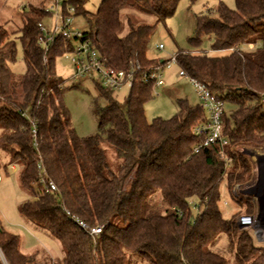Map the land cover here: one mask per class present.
Segmentation results:
<instances>
[{
  "label": "trees",
  "instance_id": "1",
  "mask_svg": "<svg viewBox=\"0 0 264 264\" xmlns=\"http://www.w3.org/2000/svg\"><path fill=\"white\" fill-rule=\"evenodd\" d=\"M181 1L103 0L94 14L85 10L86 0H69V5L74 17L87 20L85 39L108 65L127 71L160 65L148 51L158 25L175 15ZM235 3L232 10L220 0L217 17L200 16L191 39L200 48L209 36L212 50L228 55L180 51L176 56L184 77L205 84L234 106L223 119L228 146H203L198 153L194 150L205 139L193 129L207 122L200 105L180 100L175 117L149 123L145 107L154 98L153 85L140 80L123 104L115 93L94 84L97 132L79 137L56 65L60 57L74 52V44L59 35L47 52L39 45L40 25L51 17L47 2L30 6L21 16L27 69L23 76L10 68L16 43L0 26V149L9 155V165L19 168L21 189L32 197L19 213L61 246L63 258L54 264H132L133 258L147 264H231L227 250L234 264H264V248L238 225L241 215L227 220L219 208L224 181L232 198L243 202L233 188L253 177L254 163L246 151L264 152V0ZM126 10L153 17L156 23L136 26L128 18L130 31L123 35ZM247 47L254 50L247 52ZM105 144L113 153L112 162ZM39 165L47 181L56 185V194L45 193ZM158 192L165 207L153 209L149 199ZM193 198L200 207L197 217L190 208ZM247 203V216H253L255 206ZM74 219L104 226L102 235L93 240ZM221 236L227 239L226 253L215 247ZM0 250L8 264H51L42 252L23 253L20 236L5 231L1 221Z\"/></svg>",
  "mask_w": 264,
  "mask_h": 264
},
{
  "label": "rangeland",
  "instance_id": "2",
  "mask_svg": "<svg viewBox=\"0 0 264 264\" xmlns=\"http://www.w3.org/2000/svg\"><path fill=\"white\" fill-rule=\"evenodd\" d=\"M0 0V26H3L11 39L16 43L17 56L15 62L10 64L11 70L17 76H23L27 69L24 63V53L22 43L20 41V29H22L21 16L30 6H39L42 2H47L46 8L51 4V0ZM103 0H86L85 10L89 13H96ZM226 6L232 10L236 9L235 0H222ZM220 0H199L195 4L188 0H182L179 7L172 18H169L165 24L157 27L156 35L148 51L150 59L165 61L169 57L180 51L192 52L196 54H207L210 57L226 56L229 52H215L211 48V40L209 36L203 38L200 48H195L191 43V39L195 38L197 32L198 18L200 16L210 15L217 17V8ZM58 13L62 14L64 8L63 0H59ZM55 12V9L54 11ZM130 18L136 26L141 24L154 25L156 20L144 14L126 10L122 14L123 35L130 31L127 19ZM56 19L53 17L46 19L43 24L48 31H53ZM72 28L80 32L88 31L87 20L83 16L74 17ZM164 45V50H158V45ZM252 47L245 48V51L251 52ZM58 75L65 81L67 88L64 100L70 113L72 125L79 137H89L97 132L98 119L93 112V99L97 96L96 86L93 81L84 78L73 84L71 78L75 72V67L67 56L60 57L57 60ZM165 86L159 91V96H155L145 107V114L149 123L153 120L161 118L170 120L179 113L178 102L180 100L188 101L190 105H200L197 91L189 78L183 77L181 70L176 63H173L169 69L164 72ZM73 86H76L73 88ZM129 88H123L115 93L117 100L123 104L129 95ZM102 102V101H101ZM105 105L104 102H102ZM264 108V104H263ZM234 106L226 103V112L231 114ZM264 110V109H263ZM108 149V157L114 161L113 153L109 149L110 146L104 145ZM112 149V148H111ZM254 156H249L254 163L253 177L251 181L242 186H235L233 194L243 200V202L234 200L228 191L226 181L221 184V201L219 203L220 211L225 219L229 220L236 214L247 216V208L250 201L255 206L256 226L252 229H246L252 236L256 246L264 247V152L257 150H249ZM257 155L262 160H259ZM10 158L7 153L0 149V221L5 231L20 236L22 252L31 255L42 252L49 259L51 264L58 263L63 258V252L58 241L50 237L42 230L35 229L31 224L27 223L19 213V207L30 201L32 197L25 193L19 183V168L15 166L13 170ZM8 166L6 171L4 167ZM14 167V166H13ZM149 205L153 209L164 208L162 196L160 192L156 193L149 199ZM155 207V208H154ZM190 208L194 217L200 212L198 200L193 198L190 200ZM246 214V215H245ZM217 245V246H216ZM215 247L223 248V252L228 247L225 236L216 242ZM225 250V251H224ZM226 253V252H225ZM228 259L234 264V256L229 254ZM132 264H147L146 261L139 258H133Z\"/></svg>",
  "mask_w": 264,
  "mask_h": 264
},
{
  "label": "built area",
  "instance_id": "3",
  "mask_svg": "<svg viewBox=\"0 0 264 264\" xmlns=\"http://www.w3.org/2000/svg\"><path fill=\"white\" fill-rule=\"evenodd\" d=\"M52 2L46 8V11L51 13V18L56 19L55 27L53 31H48L44 24L40 25L42 37L39 40V45L47 52L59 35L73 42L74 52L66 54L67 58L70 59L75 67V72L71 78L73 84L84 78H88L104 90L116 93L123 88H129L130 90L134 83L140 80L143 84H152L153 97L159 96V91L166 83L164 72L173 63H176L177 54L162 61L160 65L149 68L148 70H143L140 65L132 67L127 71L117 70L108 65L107 61L102 58L100 53L92 46L91 42L85 39L84 32L72 28L75 9L69 5V0H63L64 8L62 9L61 15L58 13V8H56L59 6V0H52ZM54 9L55 12H52ZM156 48L161 51L165 47L160 44ZM181 74L183 76L182 72ZM190 82L197 91L200 107L207 118L206 123L198 125L193 129L195 136L205 139L203 145L195 148V153H198L203 146L207 147L219 144L221 147H227L229 142L223 135V119L227 114L225 101L211 92L205 84L194 79H190ZM227 163L230 164V161L227 160ZM38 171L39 181L45 193L56 194L58 189L53 182L47 181V175L42 165L38 166ZM1 180L2 178L0 177ZM67 215L70 216V213H67ZM74 221L93 240L101 236L104 230V226L91 227L78 219H74ZM238 225L243 227L242 229H252L256 226V218L253 216L239 217ZM0 262L2 264H8L1 250Z\"/></svg>",
  "mask_w": 264,
  "mask_h": 264
},
{
  "label": "water",
  "instance_id": "4",
  "mask_svg": "<svg viewBox=\"0 0 264 264\" xmlns=\"http://www.w3.org/2000/svg\"><path fill=\"white\" fill-rule=\"evenodd\" d=\"M246 154L249 155V156H252V157L254 156V155L251 154V152H249V151H246ZM258 159H259V160H262L263 158H262V159H261V158H258ZM240 228L242 229L243 227H240Z\"/></svg>",
  "mask_w": 264,
  "mask_h": 264
},
{
  "label": "crops",
  "instance_id": "5",
  "mask_svg": "<svg viewBox=\"0 0 264 264\" xmlns=\"http://www.w3.org/2000/svg\"><path fill=\"white\" fill-rule=\"evenodd\" d=\"M42 1H43V0H42ZM42 1H41V2H42ZM12 169L14 170V169H15V167H12ZM259 247H261V248H264V247H262V246H259Z\"/></svg>",
  "mask_w": 264,
  "mask_h": 264
},
{
  "label": "bare ground",
  "instance_id": "6",
  "mask_svg": "<svg viewBox=\"0 0 264 264\" xmlns=\"http://www.w3.org/2000/svg\"><path fill=\"white\" fill-rule=\"evenodd\" d=\"M257 157H259V158H260V156H259V155H257Z\"/></svg>",
  "mask_w": 264,
  "mask_h": 264
}]
</instances>
